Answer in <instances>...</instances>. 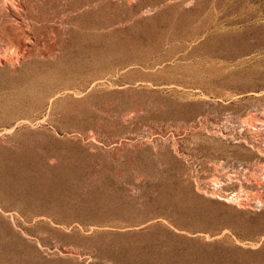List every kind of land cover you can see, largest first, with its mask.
<instances>
[{
  "label": "rangeland",
  "instance_id": "374dc122",
  "mask_svg": "<svg viewBox=\"0 0 264 264\" xmlns=\"http://www.w3.org/2000/svg\"><path fill=\"white\" fill-rule=\"evenodd\" d=\"M261 150L264 0H0V264H264Z\"/></svg>",
  "mask_w": 264,
  "mask_h": 264
},
{
  "label": "bare ground",
  "instance_id": "6f19581e",
  "mask_svg": "<svg viewBox=\"0 0 264 264\" xmlns=\"http://www.w3.org/2000/svg\"><path fill=\"white\" fill-rule=\"evenodd\" d=\"M10 48H11V47H10ZM10 50H11V49H10ZM14 53H15V52H14ZM245 121H246V120H245ZM245 121H244V122H245ZM251 123H252V122H251ZM261 123H262V121H261ZM245 124H246V123H245ZM249 125H250V123L248 124V126H249ZM253 127H254V126H253ZM261 151H262V150H261ZM261 153H264V152L262 151ZM261 153H260V154H261ZM261 155H262V154H261ZM262 166H263V165H262ZM262 170H263V168H262ZM260 180H261V179H260ZM239 182H240V181H239ZM239 186H240V185H239Z\"/></svg>",
  "mask_w": 264,
  "mask_h": 264
}]
</instances>
